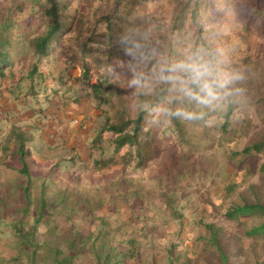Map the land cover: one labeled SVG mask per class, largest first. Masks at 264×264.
<instances>
[{"label":"rangeland","instance_id":"obj_1","mask_svg":"<svg viewBox=\"0 0 264 264\" xmlns=\"http://www.w3.org/2000/svg\"><path fill=\"white\" fill-rule=\"evenodd\" d=\"M15 1L0 0V20L1 16H5L11 17L18 24L22 21L27 24L36 23V15L31 13V4H28L23 12H18ZM262 1L223 0V3H228L222 4L220 13H212V18L204 23L203 39L197 42L198 30L189 26L187 28L189 35L187 33L180 40L179 45H172L176 54L171 53L170 50H164L163 53H158V56H145L137 52L134 47L127 49L136 56L135 68L144 73L142 82L135 88H130L128 79L111 77L110 81L114 87L108 92L104 91V96L109 102L102 105H99L98 101H93L90 96L92 93L90 86L99 81L102 72L92 68L87 82L83 79L84 64L80 60L71 59L72 46L77 45L74 39L78 29H70L63 34L61 42L56 48H51L46 56L37 59L31 53L27 58L15 59L14 63L6 69L11 83L14 79L21 78L18 82L22 88H19L17 101L26 104L19 108V118L15 116L18 121L16 125L10 127V134L16 129L30 127L26 138L31 139L36 131V162L31 166L32 169L36 167L37 170L39 166H43L45 171H49L54 177L57 185L78 186L90 194H94L92 187L99 189L118 180L126 183L125 180L128 181V179L138 181L139 178H144V182L138 186L139 194L143 196L141 199L134 200L128 208L121 206L118 211L114 209L113 204L117 201H111L106 204L105 211L98 213L100 216L105 215L111 223L108 226L109 230L111 229L110 235L117 242L130 239L131 236L136 239L140 252L137 258L126 264H150L149 261L153 257L154 264H169V249H175L176 255L182 254L181 256L189 257L192 259L189 264H194L193 261L197 259L201 251V247H196L198 244L196 238L205 233L204 228L199 224L200 220L214 223L228 237L240 236L243 232V224L250 221L247 218H242L240 221L226 218L224 214L229 206V200H224L223 195L226 186L230 183L239 185L236 191L242 193L250 184L259 185V174L251 175L247 169L248 166L246 169H237L228 158L231 152L241 151L251 140L264 135V125L259 120L255 108L257 100L255 80L252 82L246 80L243 89L238 88V85L242 84L241 81L229 86V90L231 92L233 90L232 94L236 97L238 107L232 113L228 132L223 131L222 128L225 121L222 115L227 111L225 97L214 107H202L209 111L208 118L205 127H198L193 131L190 129L188 160H182L180 163L175 160L171 166H167L164 176H160L163 162L172 154L170 150L173 149V145L177 146L175 143H178L175 139H171L172 133L167 135L154 126L151 134L145 136L144 131H148L149 127L143 130L139 137V140L144 143L143 151L147 157L143 161L140 160L136 147L126 146L116 153L115 136L111 133H105L98 138L101 140L99 142H96V138L105 117L109 116L115 122L124 109H128L130 114L135 116L136 107L133 108V106L136 104L138 93L140 91L153 93L157 90L158 81H160L159 67L178 62L190 52L200 50L207 60L211 53L215 55L213 57L215 66L241 73V61L251 57V70L260 72L264 58V20L255 11ZM115 3L116 0H73L69 14L77 20L84 19L88 24H92L95 19L113 13ZM35 8L36 11L42 10L37 6ZM16 11L17 14H15ZM141 20L145 21V26L152 36L141 34L144 27ZM160 21L170 23L169 15L167 12H162V0H151L145 3L143 10H136L129 24L122 27L121 33L128 39L136 40L138 47L149 45V48L158 49L159 45L163 44L162 39L165 41L169 38L167 35L169 33L159 35L154 30ZM41 28L42 26L39 29ZM35 36L36 34L33 35ZM160 36L162 38H159ZM142 37L143 39L140 40ZM119 41L120 39L117 38L115 43L118 44ZM154 49L152 52L157 53L158 51ZM32 62H37L42 73L41 76L35 75L33 80L29 78L33 68ZM3 79L6 78L0 77V82H3ZM29 84H32L35 89L32 90ZM167 85V100L151 111L154 119L164 113L166 105L171 106V98H177V95L170 91L171 86L168 83ZM246 90L250 91L251 96H246ZM28 94H32L30 97L33 96L35 101L28 100L27 103L22 101L24 98L29 99ZM177 99L180 100V98ZM197 106L201 107V105ZM182 107L180 104L177 105L178 110ZM28 109H31L32 114L27 115ZM86 112L89 116H97V119L90 120L85 125L83 122L86 118H83V115ZM116 112H119L118 115ZM62 115H68L69 118L60 119ZM6 118L8 121L11 120ZM184 121L187 122V119L184 118ZM34 122H36V130ZM83 126L88 127H86V134L91 135L87 147L86 142L79 143L80 139L68 147L69 141L64 137L71 133L84 137L86 134L82 132ZM73 128H79V130H73ZM5 129L6 126L4 128L0 126V131ZM43 132L53 135L51 139L54 141L42 139ZM6 138H0V149L7 148L5 151L7 158H4L5 154H0V162H7L10 166L19 168L21 167L19 157H15L16 152H13L17 149L15 137L10 139L8 137L5 140ZM178 146L183 151L188 149L187 146ZM26 149L29 151L27 154L33 157L34 148L30 146ZM44 149H47V152H44ZM104 159H110L109 164L95 165V161ZM113 159L115 161H112ZM254 162L258 165L262 164L264 157L259 155ZM168 196H173L177 200L176 207L183 215L181 219L178 216L175 217L170 208L165 205ZM211 202H214L218 208H213ZM53 205L55 202L49 203V212H52L49 209ZM165 216L168 218H164ZM78 217L74 219L76 224L85 230L91 229L97 232L99 227L97 222H93L88 216ZM1 218L0 264L11 260L16 255L10 225L17 222L15 214L10 210L2 214ZM34 221L35 216H30L26 221V227H31ZM139 227H143L144 231H141ZM43 228L44 226L41 227ZM244 241L245 248L252 242L247 238ZM38 253L43 256L44 252L40 250ZM22 258L23 263H26V257L22 255ZM85 261L86 259L82 257L77 264H86Z\"/></svg>","mask_w":264,"mask_h":264},{"label":"trees","instance_id":"obj_2","mask_svg":"<svg viewBox=\"0 0 264 264\" xmlns=\"http://www.w3.org/2000/svg\"><path fill=\"white\" fill-rule=\"evenodd\" d=\"M148 1L150 0H116L113 13L88 24L86 20H77L69 14L73 0H16L18 12H23L25 7L31 4V13L36 15L37 20L33 24H27L25 21L18 24L11 17L1 16L0 77L6 78V69L14 63L15 59L27 58L31 53L37 59L44 57L51 48H56L61 42L63 34L70 29H78L74 39L77 45L72 46L71 59L80 60L84 64L83 79L87 82L92 68L102 72L99 81L90 86L92 93L89 94L93 101H98L99 105H102L109 102L104 96V91L108 92L114 87L110 81L111 77L128 79L130 88H135L142 82L144 73L142 74L143 71L135 68L136 56L128 51L131 47L145 56H158L157 54L163 53L164 50L175 53L172 45H179L180 40L187 33L189 35L187 29L189 26L198 30L197 42H200L203 39L202 27L206 20L212 18V13H220L222 4L228 3H223V0H162V12L168 13L170 23L160 21L154 30L159 35L169 33L167 34L169 38L165 41L162 39L163 44H160L157 49L156 47L149 48V45L138 47L136 40L128 39L121 33L123 32L122 27L129 24L136 10H143ZM258 5L255 13L264 20V0ZM35 6L42 10L36 11ZM141 21L144 26L141 34L152 36L145 26V21ZM41 26L42 28L39 29ZM35 34L36 36L33 37ZM117 38L120 39L118 44L115 43ZM142 39L143 37L140 38ZM152 49L158 52L153 53ZM214 56L210 53L209 61L212 63ZM131 58L135 62L134 60L132 62ZM251 61V57H246L241 61L240 68L244 79L238 88H245L247 81H256L255 108L259 120L264 125V58L260 72L251 70ZM32 66L29 74L31 80L35 75L40 74L41 76L42 74L37 62H32ZM158 83L155 92L140 91L138 93L136 104L133 106V108L136 107L135 116H132L128 109H124L123 112H116L119 116L115 122L111 117H105L98 130L96 142L101 141L98 138L105 133H111L115 136L116 153L126 146L136 147L137 154L143 161L147 158L143 151L144 143L139 140L143 130L149 127L148 131H144L145 136L151 134L154 126L167 135L172 133L171 139H175L178 143H175L177 146L173 145V149L170 150L172 154L163 162L160 176H164L167 166H171L175 160L178 163L188 160L190 129L193 131L198 127H205L209 111L203 109V106L198 107L194 101L186 98L179 100L173 97L170 102L171 106L166 105L163 113L165 115L162 114L154 119L151 111L168 98L167 83L161 79ZM33 87H31L32 90L35 89ZM229 92L230 94L225 96L227 111L222 115L225 118L222 124L225 132H228L232 113L238 107L236 97L232 94L233 90ZM246 96H251L249 90H246ZM178 104L183 106L179 110L196 113L198 118L187 119L185 122L183 116L175 114L178 111ZM27 132L23 129L15 131L17 149L13 152H16L15 157H19L21 167L0 162V222L2 214L8 210L15 214L17 221L10 225L16 255L2 264H52V262L54 264H77L82 257L86 259V264H126L137 258L140 249L136 244V239L131 236L130 239L117 242L110 235L111 229L109 230L108 226L111 223L105 215L100 216L98 213L105 211L106 204L111 201H117L113 204L114 209L118 211L121 206L128 208L134 200L141 199L143 196H140L138 186L144 182V178H139L138 181L123 179L126 183L118 180L99 189L92 187L94 194L78 186L57 185L54 177L49 171H45L43 166H39L37 170L36 167L32 169L31 166L35 162L33 158L30 159L31 155L27 154L29 151L25 150L26 142L29 141L26 138ZM178 145L187 146V151H183ZM259 155L264 157V135L251 140L241 151H233L228 156L229 161L234 163L237 169H246L248 166L247 169L251 175L259 174V185L250 184L242 193L236 191L239 185L230 183L226 186L223 195L224 200H229V206L224 214L226 218L232 221L247 218L250 221L243 224V232L240 236L228 237L214 223L200 220L199 224L204 228L205 233L196 238L198 242L196 247H201V251L197 253L194 264H264V162L259 165L254 162ZM4 158H7V154ZM109 162L110 159L99 160L95 161V165H107ZM52 202H55V205L49 209L52 212H49L48 206ZM176 202L173 196H168L165 205L170 208L169 210L175 217L178 216L181 219L183 215L179 213ZM210 204L213 208H218L214 202ZM57 208L60 210L57 211ZM30 216H35V221L31 227L27 228L26 221ZM78 216H88L93 222H97L99 224L97 232L91 229L85 230L76 224L74 219L79 218ZM42 226H44L43 229H41ZM139 229L144 231L143 227ZM245 238L252 241L247 248L244 246ZM40 250L44 252L43 256L39 255ZM175 252V249L168 250L169 264H189L191 262L192 259L189 257L181 256L182 254L176 255ZM22 255L26 257V263H23ZM154 260L153 257L149 263L154 264Z\"/></svg>","mask_w":264,"mask_h":264},{"label":"clouds","instance_id":"obj_3","mask_svg":"<svg viewBox=\"0 0 264 264\" xmlns=\"http://www.w3.org/2000/svg\"><path fill=\"white\" fill-rule=\"evenodd\" d=\"M158 75L159 79L171 86L170 91L177 98H186L209 108L216 106L230 94V85L244 79L241 72L215 66L205 59L200 50L190 52L178 62L161 65ZM175 114L189 120L198 118L196 113L183 110H178Z\"/></svg>","mask_w":264,"mask_h":264},{"label":"crops","instance_id":"obj_4","mask_svg":"<svg viewBox=\"0 0 264 264\" xmlns=\"http://www.w3.org/2000/svg\"><path fill=\"white\" fill-rule=\"evenodd\" d=\"M152 1H154V0H152ZM6 74H7L6 79H3V82H0V126H3V128H4V126H6V129L4 131H0V138L3 137V139H4L5 137H7V138L9 137V139H10L12 137H15V135H16V133H15L16 130L11 131V134H10V127H13L14 125H16V122L18 121L17 117H15V116H18V118H19V115H18L19 108L23 105H26V104H23V103L21 104V103H18V101H17L18 94L20 93L19 88H22V86H19L21 84L18 82V81H21V78H19V79L16 78L11 83L10 82L11 80L9 78L10 76L8 75V72ZM29 87H32V84H29ZM31 95L28 96L29 99L24 98V100H22V101H25L26 103L28 100L33 101L34 99H33V96H32V98L30 97ZM35 111H36V109H35ZM83 111H84V109H83ZM26 112H27V115L32 114L31 109H28V111H26ZM89 114H91V113H89ZM6 117L11 118V120L8 121ZM91 117H93V119H91ZM63 118H69V116L68 115L67 116H65V115L60 116V119H63ZM83 118H86V120L83 122L86 125L88 122H90V120L95 121L97 119V116H93V115L89 116L88 113L86 112V114L83 115ZM32 120H33V118H32ZM34 123H35L34 127L36 130V122H34ZM83 123H82V125H84ZM86 127L87 126H85V127L83 126V129H82V132H84L85 134L87 132ZM29 128L30 127L21 128V129L27 131ZM73 130L78 131L79 128H76V129L73 128ZM7 138L5 140H7ZM44 138H47V141H49V142L54 141V139H51V138H53V135L51 136L50 133H47V132L42 133V139H44ZM64 138L68 139V141H69L67 144L68 147H71L73 145V143L75 141H77L78 139H80L79 143L86 142L85 145L87 147L88 142H90L91 135L86 134L83 137L81 135H78L77 133H75V134L71 133V134H69V136L64 137ZM26 143H28V145L25 146L26 148L30 147V146L32 148H34V151L32 153L33 157L30 156L31 157L30 159L33 158L34 162H36V131L33 134V137L31 139H29V141ZM25 150H27V149H25ZM5 151H6V148L3 147L2 149H0V154L4 155ZM44 152H47V149H44ZM43 156H45V155H43Z\"/></svg>","mask_w":264,"mask_h":264}]
</instances>
